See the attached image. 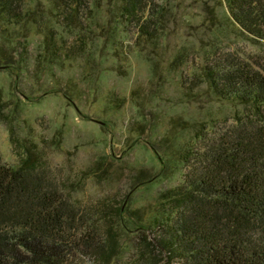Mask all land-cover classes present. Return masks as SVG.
I'll use <instances>...</instances> for the list:
<instances>
[{"label": "rangeland", "instance_id": "rangeland-1", "mask_svg": "<svg viewBox=\"0 0 264 264\" xmlns=\"http://www.w3.org/2000/svg\"><path fill=\"white\" fill-rule=\"evenodd\" d=\"M155 10L153 37L116 0H83L78 27L65 25L53 0H26L23 19L0 14V158L20 163L12 126L84 209L122 206V250L106 264L136 259L139 215L148 223L163 209L161 193L184 182L180 156L197 129L245 112L205 82L206 63L232 53L264 67V39L240 29L228 0H156ZM73 260L104 264L90 252Z\"/></svg>", "mask_w": 264, "mask_h": 264}, {"label": "trees", "instance_id": "trees-1", "mask_svg": "<svg viewBox=\"0 0 264 264\" xmlns=\"http://www.w3.org/2000/svg\"><path fill=\"white\" fill-rule=\"evenodd\" d=\"M53 1L65 25L78 27L83 0ZM116 3L137 32L156 36V0ZM25 6L26 0H0V14L23 19ZM228 8L244 33L264 39V0H228ZM204 80L245 112L222 127L197 129L196 143L180 156L184 182L161 193L163 209L148 223L139 215L131 264H264V67L219 55L206 63ZM4 109L0 101V119H7ZM11 141L20 163L0 158V264H75L74 256L89 252L112 261L122 250V206L114 213L84 209L36 142L16 136L12 126Z\"/></svg>", "mask_w": 264, "mask_h": 264}]
</instances>
